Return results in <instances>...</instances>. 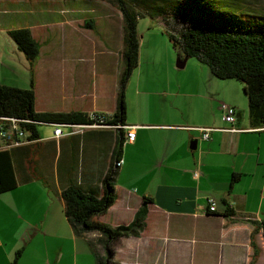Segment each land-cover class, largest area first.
<instances>
[{"label": "crops", "instance_id": "obj_1", "mask_svg": "<svg viewBox=\"0 0 264 264\" xmlns=\"http://www.w3.org/2000/svg\"><path fill=\"white\" fill-rule=\"evenodd\" d=\"M69 9L60 11L65 17L57 22L63 40L29 28L39 46L32 77L35 110L110 116L123 68L122 15ZM142 47L139 40V63L124 91V127H136L133 142L125 138L127 128L113 127L70 135L64 126L55 138V127L45 123L36 128L38 140L11 149L18 186L0 195V264H11L19 250L18 264L105 260L101 234L76 235L60 197L67 185L99 190L111 171L116 199L98 221L117 228L140 219L136 237L113 245L117 264H251L252 242L259 252L253 264H264L258 229L264 220V127L251 123L243 87L218 79L192 57L177 68L168 47L167 73L160 77L163 64L155 47L145 53ZM13 64L0 57V86L28 89L27 59L23 68ZM18 71L24 74L19 79ZM13 79L19 83H6ZM222 102L235 108L234 124L224 122ZM199 129L211 130L207 140ZM117 158L124 164L114 169ZM234 173L240 177L231 185ZM208 198L216 201L213 213L206 210Z\"/></svg>", "mask_w": 264, "mask_h": 264}, {"label": "trees", "instance_id": "obj_2", "mask_svg": "<svg viewBox=\"0 0 264 264\" xmlns=\"http://www.w3.org/2000/svg\"><path fill=\"white\" fill-rule=\"evenodd\" d=\"M31 1V0H30ZM41 1V0H39ZM73 2L74 6L86 0H58ZM108 2L122 15L123 45L121 57L123 68L118 81L115 113L104 120L109 126H125L126 107L124 91L133 70L139 63L137 21L146 15L157 20L165 28V34L178 55L180 63L187 58H194L207 64L212 74L222 80L241 82L245 96L249 119L252 124L264 127V14L256 9L241 4V0H103ZM71 3V4H73ZM16 48L27 58L30 68V87L0 86V116L29 120L23 125L30 134V140H38L36 130L40 124H89L86 113L36 112L34 107V62L39 56L38 41L27 28L7 31ZM120 135L119 144L122 146ZM17 148V147H15ZM13 149V148H11ZM11 149L0 146V195L12 191L18 186L17 175L13 166ZM118 159V158H117ZM234 173L231 185L239 180ZM114 172L111 171L101 181L99 190L85 191L77 185H67L61 191L64 216L76 235L99 232L101 245L106 252V259L98 258V264H107L113 245L121 239L137 236L139 220L127 227L111 228L98 221L116 199L113 185ZM50 189L51 185L46 183ZM140 213L143 215L144 210ZM227 216H235L227 210ZM258 229L264 236V220ZM257 229L254 228V235ZM264 239V237H263ZM254 254H257L252 242ZM22 251L19 250L11 264H18Z\"/></svg>", "mask_w": 264, "mask_h": 264}, {"label": "rangeland", "instance_id": "obj_3", "mask_svg": "<svg viewBox=\"0 0 264 264\" xmlns=\"http://www.w3.org/2000/svg\"><path fill=\"white\" fill-rule=\"evenodd\" d=\"M73 2L69 1H58V0H0V57L4 58V62L12 63L13 65L18 64L21 68L23 63L26 61V57L19 51L8 35L7 31L19 28H34L36 27L44 32H55L57 39L63 40L65 37L63 34L59 35V22L61 17H65L64 12L60 11L70 10L69 8L83 9L86 12L94 9H108V11H118L113 6L108 4V2L103 0H86L79 5H75ZM241 4L256 9L257 11L264 14V0H241ZM63 8V9H62ZM76 10V9H75ZM64 14V15H63ZM62 15V16H60ZM166 28L159 23L157 20L152 19L150 16H142L140 20L137 21V37L138 40L143 42L142 53L155 47V52L157 54V59L163 66L160 65L157 73L161 77H165L166 70L164 64L167 63L166 48L173 49L171 42L169 41L167 35L165 34ZM96 31L97 29H93ZM144 40V41H143ZM167 43V47L165 42ZM158 51H157V50ZM175 60L177 61L178 55L174 50ZM194 59V58H192ZM190 59L191 63L197 60ZM145 71V67H143ZM152 73L155 71L150 70ZM178 72H183V70H178ZM186 72V70H185ZM24 75L23 73H18V79ZM155 76V74H152ZM30 77V75H28ZM29 77L27 80H29ZM19 80H9V83H19ZM235 85L242 86L241 82L237 80H230ZM247 100V97H245ZM44 130L50 131V127H44ZM112 253L110 252L107 264H117L116 260L112 258Z\"/></svg>", "mask_w": 264, "mask_h": 264}, {"label": "built area", "instance_id": "obj_4", "mask_svg": "<svg viewBox=\"0 0 264 264\" xmlns=\"http://www.w3.org/2000/svg\"><path fill=\"white\" fill-rule=\"evenodd\" d=\"M221 111L223 113V120L225 123L228 124H234L235 122V108L231 105L225 104L222 102L220 104ZM89 120L91 123L89 124H80V125H70V124H56L53 125L55 127L53 131V136L55 138H59L63 135L61 132V128L66 126L70 128L68 130L67 134L74 135L78 133H82V130L87 128H127L128 131L126 132L125 138L128 142H133L135 138V128L136 127H124L121 125H115V126H109L104 123V120H107L108 115H105L104 113H91L88 115ZM31 121L29 120H19L18 118H11V117H2L0 116V141H1V148L3 149H11L15 147H21L28 142L32 141L29 138V133L24 129L23 125L29 124ZM202 131V138L208 139V133H210L211 130L207 129H199ZM124 164V161L122 159H118L115 161L113 168H119L121 165ZM194 177H198V172L194 173ZM216 201L213 198H208L206 202V210L210 213L215 212L216 210Z\"/></svg>", "mask_w": 264, "mask_h": 264}, {"label": "water", "instance_id": "obj_5", "mask_svg": "<svg viewBox=\"0 0 264 264\" xmlns=\"http://www.w3.org/2000/svg\"><path fill=\"white\" fill-rule=\"evenodd\" d=\"M186 60V59H185ZM183 64H185V61H183L182 63H180L179 61L177 62L176 64V67L177 68H182L183 67ZM196 141L194 140L193 142H191V145H190V149L192 150H195L196 149Z\"/></svg>", "mask_w": 264, "mask_h": 264}]
</instances>
